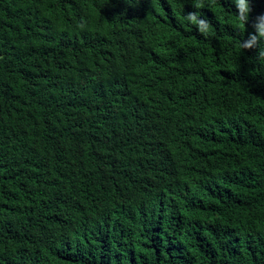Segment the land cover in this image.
Wrapping results in <instances>:
<instances>
[{"label":"trees","instance_id":"16d2710c","mask_svg":"<svg viewBox=\"0 0 264 264\" xmlns=\"http://www.w3.org/2000/svg\"><path fill=\"white\" fill-rule=\"evenodd\" d=\"M248 4L0 0V264H264Z\"/></svg>","mask_w":264,"mask_h":264},{"label":"clouds","instance_id":"9594fccd","mask_svg":"<svg viewBox=\"0 0 264 264\" xmlns=\"http://www.w3.org/2000/svg\"><path fill=\"white\" fill-rule=\"evenodd\" d=\"M237 8L239 11V19L237 20V23L240 24L241 27H243L244 24L247 22L248 13L250 12L248 0H237ZM187 19L193 24H198V27L201 31L208 30L207 22L203 19L198 20L197 15L195 13L189 14ZM258 34L259 36L264 37V23L258 25ZM254 42L255 36H250L249 40L245 42L244 46L252 47Z\"/></svg>","mask_w":264,"mask_h":264}]
</instances>
